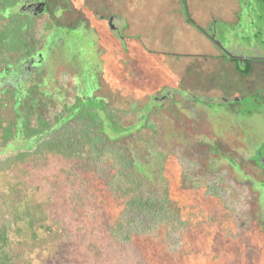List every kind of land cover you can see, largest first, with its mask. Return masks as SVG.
Masks as SVG:
<instances>
[{"label":"flooded vegetation","instance_id":"obj_1","mask_svg":"<svg viewBox=\"0 0 264 264\" xmlns=\"http://www.w3.org/2000/svg\"><path fill=\"white\" fill-rule=\"evenodd\" d=\"M261 3L0 0V172L84 162L91 212L122 197L133 238L264 257Z\"/></svg>","mask_w":264,"mask_h":264},{"label":"rangeland","instance_id":"obj_2","mask_svg":"<svg viewBox=\"0 0 264 264\" xmlns=\"http://www.w3.org/2000/svg\"><path fill=\"white\" fill-rule=\"evenodd\" d=\"M260 8L264 9L263 3ZM33 164L0 172V220L25 226L24 219L17 218L15 207L24 206L26 197L41 201L48 211L44 223L50 228L43 229L38 237L13 234L15 241L10 245L13 248L10 254L16 264H209L203 257L183 254L169 243L171 239L165 238V233L139 235V239L133 238L129 243L118 241L110 228L121 219L123 198L119 206L91 212L96 199L84 194V162ZM177 237L175 232L176 242ZM245 253L247 258L240 264H250L251 259L264 260L250 251Z\"/></svg>","mask_w":264,"mask_h":264},{"label":"trees","instance_id":"obj_3","mask_svg":"<svg viewBox=\"0 0 264 264\" xmlns=\"http://www.w3.org/2000/svg\"><path fill=\"white\" fill-rule=\"evenodd\" d=\"M14 163L16 162H12L11 158H0V169L5 170L6 167H10ZM24 202V206H17L15 207V210L17 212V218L24 219L26 222L25 226L17 225L7 219L0 220V264H16L12 259V254H10V252L13 250L10 245H13L15 241L12 239L13 234L24 233L26 236L31 234L34 237H38L43 229L50 228V226L44 223L46 217L48 216V211L43 203L41 201L38 202L34 199H31V197H26ZM139 227L142 228L140 225ZM110 230L112 235L118 241L129 243L133 240V236H131V234L128 232H125L126 229H124V227L121 225L113 226L110 228ZM137 233V237L135 236L136 239H139V235H146L145 231H143V233L137 231ZM24 259L26 260L27 258Z\"/></svg>","mask_w":264,"mask_h":264}]
</instances>
